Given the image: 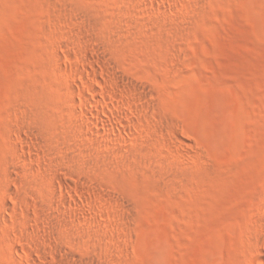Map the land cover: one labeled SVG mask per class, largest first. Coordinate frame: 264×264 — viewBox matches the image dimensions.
I'll return each instance as SVG.
<instances>
[{"label": "rangeland", "instance_id": "obj_1", "mask_svg": "<svg viewBox=\"0 0 264 264\" xmlns=\"http://www.w3.org/2000/svg\"><path fill=\"white\" fill-rule=\"evenodd\" d=\"M0 264H264V0H0Z\"/></svg>", "mask_w": 264, "mask_h": 264}, {"label": "bare ground", "instance_id": "obj_2", "mask_svg": "<svg viewBox=\"0 0 264 264\" xmlns=\"http://www.w3.org/2000/svg\"><path fill=\"white\" fill-rule=\"evenodd\" d=\"M26 232H29V230H28V229H26Z\"/></svg>", "mask_w": 264, "mask_h": 264}]
</instances>
